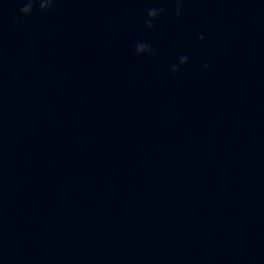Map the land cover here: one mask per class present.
Instances as JSON below:
<instances>
[{"label":"water","instance_id":"1","mask_svg":"<svg viewBox=\"0 0 264 264\" xmlns=\"http://www.w3.org/2000/svg\"><path fill=\"white\" fill-rule=\"evenodd\" d=\"M21 6L0 0V264H264V0Z\"/></svg>","mask_w":264,"mask_h":264},{"label":"clouds","instance_id":"2","mask_svg":"<svg viewBox=\"0 0 264 264\" xmlns=\"http://www.w3.org/2000/svg\"><path fill=\"white\" fill-rule=\"evenodd\" d=\"M55 0H22V6L19 9V14L17 17V22H22L28 16H30L35 9L41 13L51 10ZM175 5L174 14L177 18L180 17L183 10L184 0H171ZM164 12L163 8L160 7H151L147 9L146 15L144 17V25L146 30H151L157 21V19ZM204 40V35L201 33L197 37V43ZM134 55L137 58L143 57L145 55H155V51L152 48V45L148 41H138L134 46ZM189 57L187 55L179 56L176 63H174L170 68V75L175 77L177 72L182 69L185 64L188 62ZM206 67V65H205Z\"/></svg>","mask_w":264,"mask_h":264}]
</instances>
